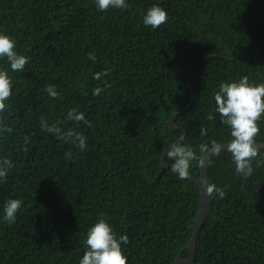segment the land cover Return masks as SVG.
<instances>
[{
	"label": "trees",
	"instance_id": "16d2710c",
	"mask_svg": "<svg viewBox=\"0 0 264 264\" xmlns=\"http://www.w3.org/2000/svg\"><path fill=\"white\" fill-rule=\"evenodd\" d=\"M126 3L100 11L96 0H0V33L29 57L21 72L0 59L13 81L0 113L13 129L0 131V158L13 163L0 182V264H79L101 215L117 238L129 237L121 244L127 264H172L191 237L200 191L161 163L160 153L184 134L170 120L191 99L194 66V99L176 120L188 130L180 142L197 151L201 143L229 142L214 95L222 81L245 75L264 83V0ZM154 4L168 13L156 29L143 24ZM97 87L103 90L94 96ZM72 108L91 125L69 121ZM41 117L82 133L86 148L41 131ZM258 123L256 141L264 142V116ZM252 163L253 174L243 178L231 153L209 160V181L227 185L226 195L212 196L194 264H264V160ZM199 171L194 161L190 174ZM9 199L22 200L11 224L4 220Z\"/></svg>",
	"mask_w": 264,
	"mask_h": 264
},
{
	"label": "clouds",
	"instance_id": "9594fccd",
	"mask_svg": "<svg viewBox=\"0 0 264 264\" xmlns=\"http://www.w3.org/2000/svg\"><path fill=\"white\" fill-rule=\"evenodd\" d=\"M96 7L100 11H107L109 8L127 9L126 0H96ZM168 20V13L159 5H152L143 17V24L151 26V28H159ZM16 49V41L5 33H0V59H7L13 72H21L25 65L29 62V57L18 54ZM89 59L95 61L94 53L88 54ZM107 74V70L103 73ZM99 73L95 75V79L100 78ZM13 81L8 72L0 69V113L6 110V101L12 95ZM102 88L97 87L93 90V95H99ZM50 98H57L59 93L54 85H48L46 88ZM216 104L215 111L221 117V123L230 129L231 139L226 144L218 143L212 140L211 143H201L198 151L191 145L183 142V137L178 138L171 143L164 153L165 160H171V171L176 174L179 179L189 178L190 168L194 161L203 164L205 159L210 156H219L222 151L231 153L233 163L235 165L236 174L247 178L253 174V161L262 155V147L256 141V137L260 132L261 117L264 116V83H250L247 75L242 76L239 80L222 81L218 86V91L214 95ZM69 121L80 122L91 125V122L85 119L84 113L79 112L76 108L69 109L67 112ZM207 119L213 120L215 117L209 113ZM60 122L49 124L46 119L41 117V131L54 133L60 140L75 144L80 149L86 148V137L69 129L62 131L59 126ZM0 131L11 133L13 129L4 124L3 118L0 117ZM207 129L200 128V135H206ZM28 142V137L25 138ZM27 151V148L24 149ZM65 158L71 160L72 153L66 152ZM13 167V163L7 157L0 158V182L7 180L8 172ZM227 185L217 187L213 183L206 186V193L209 197L214 195L224 198L226 195ZM21 199H9L4 206V220L11 224L16 220V214L21 208ZM127 245L129 237L125 235L117 238L112 226L108 222L106 216L101 215L97 222L91 226L86 234L85 245L87 250L84 252L79 264H127V258L122 252L121 244Z\"/></svg>",
	"mask_w": 264,
	"mask_h": 264
},
{
	"label": "water",
	"instance_id": "95a60500",
	"mask_svg": "<svg viewBox=\"0 0 264 264\" xmlns=\"http://www.w3.org/2000/svg\"><path fill=\"white\" fill-rule=\"evenodd\" d=\"M193 70H194V66L189 70L188 76H187V85L191 92V99L189 103L187 104V106L184 109L177 111L170 120L171 127L175 131H178V130L184 131V134L182 136L183 138L186 136L188 130L184 126L178 125L176 120H177V117L184 110L188 109L191 106L192 101L194 99V92H193L192 87L190 86V77H191ZM227 143L228 142H222L221 144H224L226 147ZM257 143L261 145L262 148H264V142L257 141ZM170 146L171 145L164 148V150L160 153L161 163L167 167H170L171 164H168L165 161L164 153L166 152L167 148H169ZM211 157L212 156L207 157L204 163L200 164V171H199L198 176H195L189 173V179L192 180L198 186L199 191H200L199 209L193 221V230H192L191 237L189 238L187 243L179 250L172 264H194L195 257H196L198 233L200 229L202 228L203 224L205 223L207 216L212 213V197H209L208 194L206 193V186L207 184L210 183L209 175H208V162L211 159ZM184 250L189 251V255L187 258H184L182 256V253Z\"/></svg>",
	"mask_w": 264,
	"mask_h": 264
}]
</instances>
